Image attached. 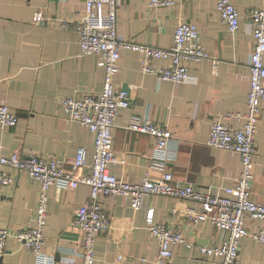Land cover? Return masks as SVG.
I'll return each instance as SVG.
<instances>
[{"label":"crops","instance_id":"obj_1","mask_svg":"<svg viewBox=\"0 0 264 264\" xmlns=\"http://www.w3.org/2000/svg\"><path fill=\"white\" fill-rule=\"evenodd\" d=\"M84 0H0V103L13 110L14 126H0L2 154L17 152L21 158L31 155L54 157L71 169L78 148L87 150L91 163L93 137L83 125L66 117L57 98L98 92L104 70L98 57L81 55L74 23L80 18ZM239 14V28L230 35L215 10L216 0H182L174 6H151L150 0H118L117 34L135 43L168 48L179 22L194 24L200 43L210 58L188 63L191 80H158L153 73L140 69L141 54L122 50L114 78L118 89L129 88V105L121 109L112 128V150L120 162L109 171L125 182L139 184L145 174L161 173L152 164L153 139L127 129L131 118H146L171 132L166 146L164 170L180 185L189 184L196 191L217 193L233 185L241 166L232 151L207 145L211 124L220 120L238 127L245 113L250 85L249 62L253 48L252 29L246 14L260 8L261 0H230ZM41 12L45 21L35 23ZM264 63V57H263ZM154 67L168 66L153 60ZM254 169L250 195L264 200V101L254 144ZM14 181L2 189L0 227L10 234L31 226V215L40 191L38 180L25 171L6 168ZM83 168L82 173H87ZM48 217L44 229L43 254L54 264H80L81 232L73 226L77 207L89 196V188L50 186L47 189ZM111 229L94 240L93 264H155L158 244L150 236L146 211L153 209V219L179 228L191 247L172 246L174 264H217L204 256L199 247H218L224 237L209 220L193 226L184 211L197 207L163 195L143 196L138 209L131 207L130 194L121 192L103 200ZM261 222L246 218V235L239 241L233 264H264V244L254 233ZM0 264H35V257L12 236L6 241Z\"/></svg>","mask_w":264,"mask_h":264},{"label":"built area","instance_id":"obj_2","mask_svg":"<svg viewBox=\"0 0 264 264\" xmlns=\"http://www.w3.org/2000/svg\"><path fill=\"white\" fill-rule=\"evenodd\" d=\"M260 8H250L246 14L252 29L253 48L250 54L249 78L245 113L239 117L240 124L234 128L215 120L211 124L207 145L223 151L234 152L241 170L233 185L222 187L219 192L203 193L191 185H180L170 172L164 170L166 146L171 132L165 126L157 125L146 118H131L127 129L146 134L153 139V169L161 173L152 177L147 172L139 184L123 181L109 171V166L120 162L112 150V128L121 109L129 105L126 91L118 89L114 83L119 68L120 52L129 50L141 54L139 62L143 73H153L158 80L188 82V63L210 58L200 43L199 32L190 22L178 23L171 46L160 48L139 44L121 38L116 30L118 0H84L80 18L74 23L81 55L98 57V65L104 70L102 88L98 92L57 98V104L70 120L85 126L93 137L91 163H87V150L78 148L71 169L64 168V162L54 157L31 155L21 158L17 152L11 156L2 154L0 146V198L2 189L13 183L7 171H25L38 180L40 191L36 207L31 215V226L10 234L7 228L0 227V255L5 251L6 241L12 236L20 245L35 257V264H54L52 256L43 254L44 229L48 217L47 189L56 186L61 189H75L83 184L89 188L88 199L80 204L74 215L73 226L81 232L80 264H93L94 240L99 234H107L111 229L110 217L103 207V200L125 192L130 194L131 207L138 209L143 196L163 195L185 202H193L197 207H187L184 211L187 221L197 226L209 220L216 231L223 233L220 246L199 247L202 255L213 257L217 264H233L239 249L240 238L247 233L244 227L246 218L261 222L254 233H249L257 242L264 244V200L254 201L250 187L254 169V144L264 101V0ZM182 0H150L151 6H174ZM215 10L220 21L230 35L239 28V14L230 0H216ZM41 12L33 16L35 23L45 21ZM153 60L168 61L169 65L154 67ZM17 114L6 104L0 103V126H14ZM88 168L87 173H82ZM150 236L156 239L158 251L155 264H174L172 246L181 244L191 247L182 231L165 223L155 222L153 209L146 211L145 217Z\"/></svg>","mask_w":264,"mask_h":264},{"label":"water","instance_id":"obj_3","mask_svg":"<svg viewBox=\"0 0 264 264\" xmlns=\"http://www.w3.org/2000/svg\"><path fill=\"white\" fill-rule=\"evenodd\" d=\"M125 90L124 91H126V93H127V96L129 97V88L126 86V88H124Z\"/></svg>","mask_w":264,"mask_h":264}]
</instances>
